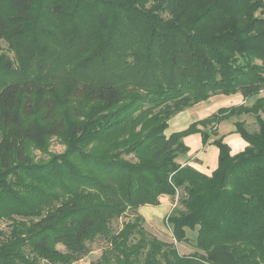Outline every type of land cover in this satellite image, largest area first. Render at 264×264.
Listing matches in <instances>:
<instances>
[{
	"label": "trees",
	"instance_id": "trees-1",
	"mask_svg": "<svg viewBox=\"0 0 264 264\" xmlns=\"http://www.w3.org/2000/svg\"><path fill=\"white\" fill-rule=\"evenodd\" d=\"M2 43L0 264H72L95 237L124 264L145 248L143 264H264V0H0ZM235 94L254 101L166 137L183 110ZM231 118L234 156L215 129ZM192 134L214 138L210 176L177 162ZM53 137L65 151L35 162L29 148ZM162 197H177L164 223L177 243L196 232L194 254L146 241L139 217L112 233Z\"/></svg>",
	"mask_w": 264,
	"mask_h": 264
},
{
	"label": "rangeland",
	"instance_id": "rangeland-1",
	"mask_svg": "<svg viewBox=\"0 0 264 264\" xmlns=\"http://www.w3.org/2000/svg\"><path fill=\"white\" fill-rule=\"evenodd\" d=\"M2 47L3 54H6L10 59H13V54L8 51L7 46L2 43L0 46ZM264 93V92H263ZM264 95V94H263ZM69 114V113H68ZM68 123L73 124L75 119L71 116H67ZM248 129L255 130L256 125L252 118L247 120ZM66 149V146L61 138L53 137L49 139L46 145L43 148H37L35 146H31L29 151L31 156L33 157L35 162L40 161H48L52 155H60ZM177 197L174 199H169V201L165 202L164 205H160L157 207H150V206H143L138 208L136 211L133 212H126L125 215L122 217L114 220L111 223V231L112 233H117L119 230L122 229L123 225L132 222L136 219V217L140 218L139 226L141 227L142 231L144 232V238L146 241H150L151 239H155L159 242H163L169 245L176 250V252L180 256H188L192 255L196 252L194 249V239L196 236L195 231H187L186 238H188V243L180 242L177 243L173 236L172 231L165 225L164 219L170 213V211L176 206L177 204ZM9 224L10 222L5 218L0 219V232L8 233L9 232ZM139 239V236H133L132 243H136ZM89 248L88 256L72 263V264H94L99 262L103 259L106 260V264H124L126 259L125 256L112 250L109 243L105 241L102 237H95L92 241L87 242ZM58 250L64 252L63 246H57ZM146 248L142 251L141 256H137L136 258L130 257V263L132 264H143L144 256L146 253ZM38 264H48L45 261H40Z\"/></svg>",
	"mask_w": 264,
	"mask_h": 264
},
{
	"label": "crops",
	"instance_id": "crops-1",
	"mask_svg": "<svg viewBox=\"0 0 264 264\" xmlns=\"http://www.w3.org/2000/svg\"><path fill=\"white\" fill-rule=\"evenodd\" d=\"M254 99H244L241 95L213 96L205 102L196 104L170 119L165 131L166 137L186 130L191 124L204 120L215 114L220 109H228L238 106H250ZM241 119H246L242 116ZM236 119L224 120L216 126L218 137L229 146L231 156L243 151L246 143L236 134L234 126ZM214 138L211 137L206 144L202 143L200 134H192L183 138L184 145L188 148L186 155L179 157L177 162L184 167L188 165L199 173L210 176L217 167L218 149L212 145ZM169 197L160 198V205L169 201ZM159 205V207H160Z\"/></svg>",
	"mask_w": 264,
	"mask_h": 264
}]
</instances>
